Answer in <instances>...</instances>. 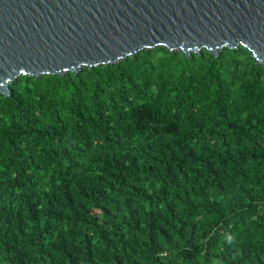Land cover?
Here are the masks:
<instances>
[{
	"label": "trees",
	"instance_id": "trees-1",
	"mask_svg": "<svg viewBox=\"0 0 264 264\" xmlns=\"http://www.w3.org/2000/svg\"><path fill=\"white\" fill-rule=\"evenodd\" d=\"M0 93V264H264V64L166 46Z\"/></svg>",
	"mask_w": 264,
	"mask_h": 264
},
{
	"label": "water",
	"instance_id": "water-1",
	"mask_svg": "<svg viewBox=\"0 0 264 264\" xmlns=\"http://www.w3.org/2000/svg\"><path fill=\"white\" fill-rule=\"evenodd\" d=\"M248 48L264 64V0H0V93L27 74L64 75L166 46Z\"/></svg>",
	"mask_w": 264,
	"mask_h": 264
}]
</instances>
